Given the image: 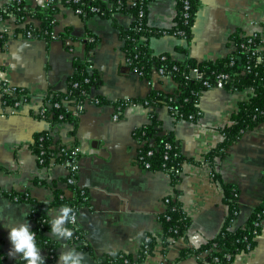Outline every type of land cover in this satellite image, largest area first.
Wrapping results in <instances>:
<instances>
[{
    "label": "crops",
    "instance_id": "1",
    "mask_svg": "<svg viewBox=\"0 0 264 264\" xmlns=\"http://www.w3.org/2000/svg\"><path fill=\"white\" fill-rule=\"evenodd\" d=\"M198 2L192 38L188 41L174 33L152 36L149 46L155 54L167 53L178 62L217 59L234 51L233 34L245 36L258 31L264 36V0ZM27 3L33 5L34 0ZM177 11V0H150L147 22L155 28L171 29ZM133 20L134 16L124 11L112 17H86L59 2L54 38L10 36L0 47V84L25 88L31 96L16 108L0 101L1 264H27L17 263L19 255L8 256L9 232L25 221L32 228L29 215L33 203L15 200L13 192H28L38 202H50L56 189L68 197L72 195L65 181L67 164L52 159L47 166L41 165L31 148L35 135L43 131H50L55 142L78 145V185L89 193V203L77 214L87 249L53 236L59 242L58 264H62L61 253L69 251L83 255L81 264H101L99 257L120 251L137 257L145 234L163 233L159 215L166 211L167 198L175 191L191 220L187 236L174 240L167 253L162 252L158 237L154 254L139 264H214L195 256L179 259V254L184 248L198 247L217 236L226 223L230 206L222 182L238 189L239 212L232 229L244 227L264 202V122L244 132L228 147L225 156L217 159L216 171L222 182L213 177L212 167L202 162L207 152L223 140L222 129L231 122L240 103L249 100L252 88L230 90L216 84L203 90L198 103L201 116L196 120L178 118L166 105L128 104L118 112L117 101L143 98L152 88L165 92L178 89L177 81L170 76L154 71L151 78H145L131 68L120 28H127ZM60 35L66 36L61 39ZM94 38L96 43L89 49L88 41ZM87 57L103 81L92 88L78 121L52 125L48 119L38 117L51 90L67 91L75 58ZM101 98L105 102L97 101ZM152 114L161 121L160 131L173 135L184 156L202 162L184 163L176 185L167 172L145 168L137 160L139 143L133 132L148 124ZM63 207L49 209L51 221ZM231 264H264V220L255 247L238 254Z\"/></svg>",
    "mask_w": 264,
    "mask_h": 264
},
{
    "label": "trees",
    "instance_id": "2",
    "mask_svg": "<svg viewBox=\"0 0 264 264\" xmlns=\"http://www.w3.org/2000/svg\"><path fill=\"white\" fill-rule=\"evenodd\" d=\"M71 7L76 4L65 2ZM81 0L82 7L85 10L83 16H91L99 14L105 17H112L117 11H124L132 14L134 17L139 15L140 8L143 9V15L133 22L127 28H120L121 38L124 41V51L127 56L128 63L131 68L142 72L143 77L151 78L154 71L162 68L168 73L167 76L172 77L178 83V89L175 92H165L160 89L152 88L150 92L143 98L124 99L117 101L118 112L121 113L123 106L128 104L142 103L148 101L149 106H172L174 108L172 114L178 118L189 119L193 116L196 120L201 116V110L198 103L203 90L208 87L203 84V80L207 79L213 86L216 85L217 78L221 73L229 75L224 86L230 90L253 89V93L249 100L241 102L239 109L231 117V122L223 129V140L216 146L211 148L204 156L202 162L212 167L213 177L222 182L221 176L216 171L217 159L225 156L228 147L234 143L248 129H251L264 122V42L261 38L254 40V45L245 48L242 46L249 39L248 35L242 36L238 33L233 34L231 40L235 45L234 51L229 55L217 59L197 60L189 58L184 62L173 60L169 54H155L149 46V40L152 36H161L165 33H174L177 36L187 39L192 38V27L195 21V14L199 5L198 0H189V16H184L183 0H177V15L175 17V25L171 29H159L152 27L147 22V13L150 0H136L137 4L130 6L129 0ZM98 7L99 13L93 12L91 8ZM13 9V8H12ZM58 11V4L49 6L44 9H38L35 13L36 19L39 21V38L50 40L55 37L53 27L55 25V15ZM6 18V12L3 13ZM141 27V30H139ZM184 33V35L181 34ZM66 35H60L65 38ZM9 36L0 31V47H3ZM96 38L89 42V49L93 48ZM256 50L254 55L252 52ZM92 66L91 69L89 67ZM250 67V68H248ZM74 72L69 78V85L66 92L51 90L45 98V103L41 106L37 114L40 118L48 119L52 125H57L65 121L77 122L79 115H74L72 111L67 109L70 102H83L91 98L92 88L99 86L103 77L101 73L93 68L92 62L86 59L75 58ZM198 68L203 73L202 79L196 78L192 71ZM88 79V80H87ZM77 83V85H76ZM6 83L0 84V93ZM15 94L17 99L6 95L8 104H13L24 95L25 100H30L28 90L22 87H16ZM101 103L105 102L101 98ZM51 103L49 107L47 104ZM55 103L58 106H55ZM161 121L156 114H152L151 121L136 130L133 134L141 144L138 156V162L145 167L144 162H149L148 169H157L167 172L174 185L181 179V173L184 163L201 164L202 162L190 159L184 156L177 145L173 135L163 134L160 131ZM76 144L55 142L50 131L39 132L35 135L34 142L31 145L33 152L38 156L41 165H48L53 159L57 163H67L74 159V148ZM64 149V150H63ZM81 153L78 154V157ZM40 160H43L40 162ZM75 177V182H68L69 177ZM66 183L72 191L70 197L66 196L63 191L56 189L54 197L50 202H38L31 198L28 192L12 193L11 196L16 200H27L33 203L32 212L29 215L33 223L31 231L36 233V244L41 250V255L45 259V264H58V246L59 242L51 236V219L49 209L52 206L60 205L70 207L78 214L79 209L89 203V193L87 189L78 185V173H69L65 178ZM225 199L230 206V214L220 233L205 241L198 247H187L180 251L179 259L195 256L201 262H210L214 264H231L235 257L242 253L253 249L257 242V236L262 230V222L264 220V202L256 207L244 227L232 229L233 220L238 215L239 205L237 203L238 189L235 185L224 183ZM174 196L167 198V209L159 215V220L163 226L161 236H155L151 233L144 235L143 243L140 247L137 257L125 252H113L99 257L101 264H139L149 255L154 254L157 238L160 237L162 243V252L167 253L172 242L180 237H186L191 220L187 212L183 208V204L179 198L178 191ZM73 232V236L67 239L71 245L78 244L80 248L87 249L85 235L82 229L75 222H68L66 225ZM147 239V240H146ZM83 244V245H82ZM3 262L0 255V264ZM25 262L21 257L17 263ZM175 263V262H174ZM169 263V264H174Z\"/></svg>",
    "mask_w": 264,
    "mask_h": 264
},
{
    "label": "built area",
    "instance_id": "3",
    "mask_svg": "<svg viewBox=\"0 0 264 264\" xmlns=\"http://www.w3.org/2000/svg\"><path fill=\"white\" fill-rule=\"evenodd\" d=\"M59 2H62V0H34L33 5H29L27 3V0H0V25L4 23L5 25L2 27L3 29L0 30L3 33H6L9 37H23V38H39L40 37V26H39V21L35 17V13L38 9H44L49 6H53L56 3L58 4ZM65 2H69L72 4H76V7H72L78 14L83 15L85 13L84 8L82 7L81 0H66ZM121 3V0L118 1ZM65 4V3H64ZM130 6H134L137 4L136 0H129ZM183 5H184V16L188 17L189 16V0H183ZM71 7V6H70ZM13 8V9H12ZM93 12L99 13V8L96 6H93L91 8ZM6 12L7 17L5 18L3 16V13ZM143 9L140 8L139 15L134 17L135 19H139L140 16L143 15ZM139 30H141V27H139ZM182 35H184L183 32H181ZM249 39L246 43H243L242 46L245 48H249L250 46L254 45V40L256 38H261L262 42H264V36L262 33L255 31L251 34L248 35ZM93 41V39H91ZM7 40L5 41V43ZM4 43V44H5ZM246 44H251L250 46ZM256 50H253V54H256ZM92 66L89 67L91 69ZM250 68V67H248ZM136 71V70H135ZM140 75H142V72L136 71ZM157 73L163 77L167 76L168 73L165 72L164 69L160 68L157 70ZM192 74L198 78L202 79L203 73L199 71L198 68H194L192 71ZM229 75L226 73H221L218 78H217V85H222L224 86L225 82L228 80ZM88 80V79H87ZM203 84L206 85L208 88L213 86L207 79L203 80ZM77 85V83H76ZM16 87L11 86L9 84H6L5 87L3 88V93H0V101L4 105H9L11 108H16L19 107L22 103L27 102L25 100L24 95L19 100H16L13 104H8L6 95H10V97H13L14 99H17V96L15 94ZM29 95V94H28ZM31 98V96H30ZM86 101V100H85ZM85 101L83 102H76L75 100H70L67 101L70 102V104L67 106V109L72 111L74 115H80L84 109H85ZM99 101V100H97ZM145 105H148V101L144 103ZM49 107L52 106V104L49 102L47 104ZM43 106V105H42ZM55 106H58L57 103H55ZM149 106V105H148ZM170 111H173L174 108L172 106H168ZM43 110H39V112H42ZM116 117H118V114H116ZM189 119H193V116L191 115ZM141 144L139 143V148ZM64 150V149H63ZM81 153L80 149L78 146L74 148L73 154H74V159L67 161V166L69 168V173H79L80 170V157H78V154ZM140 150L138 149V156H139ZM43 160H40L42 162ZM145 167H149V162H144ZM68 173V174H69ZM68 182H75V177H69ZM16 200V199H15ZM168 202V200L166 201ZM32 212V210H31ZM74 220L72 222H75L77 220V213L74 212ZM147 240V239H146Z\"/></svg>",
    "mask_w": 264,
    "mask_h": 264
},
{
    "label": "clouds",
    "instance_id": "4",
    "mask_svg": "<svg viewBox=\"0 0 264 264\" xmlns=\"http://www.w3.org/2000/svg\"><path fill=\"white\" fill-rule=\"evenodd\" d=\"M72 220H74L72 209L70 207H63L59 214L51 221V236L64 240L70 239L73 236V232L65 225ZM30 227L27 221L20 223L18 226L11 227L9 232L11 248L8 256L15 258L19 255L27 264H45L41 250L36 244V233L31 231ZM83 259L82 254L74 251L62 252L60 255L62 264H81Z\"/></svg>",
    "mask_w": 264,
    "mask_h": 264
}]
</instances>
